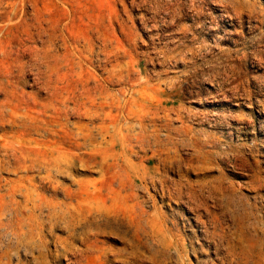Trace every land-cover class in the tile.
<instances>
[{
  "label": "rangeland",
  "instance_id": "374dc122",
  "mask_svg": "<svg viewBox=\"0 0 264 264\" xmlns=\"http://www.w3.org/2000/svg\"><path fill=\"white\" fill-rule=\"evenodd\" d=\"M119 1L120 0H30L28 5L25 6V12H28L31 18L38 17L37 19L40 21L42 20V25L45 28L52 27L51 33L54 32L53 34H55L57 32L55 34L56 40L53 38V43L51 45L45 42L46 35L40 39L36 38L37 40L30 41L26 40L28 36L23 28H17L16 26L7 29L8 31H2L1 26L0 31L3 33H0V76L9 68V70L15 72L16 79L14 78L15 81L12 80L15 85L10 84L9 86H3L0 83V108L3 105H9L15 111L17 110L16 112L22 109L29 117L40 116L44 119H48L50 114L52 115V112L55 111V108H60L64 94L66 96L69 95L70 90L79 83V78L76 75L77 73H81L85 78L96 77L107 79L115 70H121L123 71V75L130 77L137 83L139 82L137 79L140 78L141 84L151 83L150 85L160 88L163 92L170 91L169 93L173 94V99L177 101L174 107L173 104H171L169 109L171 112V120H173L172 127L185 131V136L182 137V139L185 140L180 141L181 145L179 144L177 147V152L172 154V157L175 159L173 162L175 165L168 163L167 167L166 165H164V167L162 166V170L166 171V175L170 180H168V186L173 187L174 183L179 181L186 184L183 182L185 181L191 183V185L193 182V185H195H192V187L199 191L198 193L206 189V191L204 190L202 193L205 195L204 199L207 200L206 204L209 211H211L210 213H213L212 211L214 208L219 210L216 213L214 212L215 215L218 214L220 216L217 215V218H215L214 215L213 220H216L213 221L214 224L212 225L210 221L212 219L205 214V207L192 210L186 203L187 198L179 203L176 201L171 202L168 199L163 200L160 190L155 191L150 185L145 189L142 186L139 192V201H143L144 198V200L147 199L146 203L143 204L147 212L153 213L156 209L157 213L165 212L167 218L166 226L169 229L174 228L170 220L175 216L179 217L180 233L175 229H173V232L180 234L183 242L188 245L186 248V250H188L186 251L188 252L187 254L185 250H181L180 253L183 255L181 254L180 256L174 252L169 254L157 252L156 258H159V261L157 259L153 261H155V264H183V262L186 264H240L243 262L245 256H251V260L252 258L255 260L253 259L250 264H264V0H205V2L204 0H170V2L169 0H161V3L165 1V4L163 3L164 5L167 7L170 6V9L173 8L172 12L173 15H175L172 19L165 13H155V10L148 4L146 5L140 2L138 6H132L130 5L131 0H124L127 1L125 3L124 1ZM124 4L127 8L123 6ZM246 5L247 7H245ZM36 8L40 9L38 13L39 16H34ZM124 10L127 11L125 12ZM125 19L128 25L125 24ZM1 22L2 18H0V23ZM156 23L159 26H157ZM133 24L134 26H132ZM59 31L62 32L60 33L63 39L61 35H57ZM66 38H69L68 43L65 42ZM20 39H22V42L24 41L23 43H25L24 46L27 50L25 52L26 54L20 57L21 60L17 58L16 53H13L22 45L20 44ZM25 40L28 43L34 42L37 47L29 44L32 48V50H29L30 47L29 45L27 46L28 43ZM102 41H104V43ZM128 41L129 44L127 45ZM86 42H88V44ZM44 44H47L46 48ZM37 48L38 50L43 48L42 50L40 49V51H44V53L49 52L50 56L47 55L49 56L50 62L57 66L54 67V69L56 68L55 74H52L51 77L50 74L45 75L44 71L46 70L44 66L38 71L37 67L33 64V60L36 58L34 57V53ZM51 48L55 49H53L54 53ZM109 49L112 51H109ZM80 51L85 55H81ZM3 52L6 53V56ZM26 55L28 57H26ZM41 55L43 56V54ZM84 56L87 57L85 58L86 60ZM105 56L106 58L102 60ZM50 57H52V59H50ZM107 60L110 62H107ZM134 60L136 61L135 63ZM162 60L164 61L162 62ZM21 61L25 63L26 66L24 75H21L19 70H17L19 69ZM105 63L108 65L106 66ZM91 65L93 67L96 65L97 67L95 66L93 68ZM117 65H119L120 68H117ZM14 68H16L15 71ZM105 68L107 70H105ZM41 71H43L42 73L44 74H42ZM92 71L95 74H93ZM39 73L42 76H40ZM153 80L155 81L153 82ZM181 82H183V84ZM93 84L94 83H92V85ZM116 86L117 84L109 86L110 90H114H109L108 92L110 102L112 101V92H114V95L119 89L121 90V88H123L119 85ZM182 90H184V92ZM165 98H167V96ZM18 107L20 108L18 109ZM105 112L109 113V109H106ZM69 120L72 123H78L80 121L88 123V120H80L77 116L73 115ZM96 121L98 123L95 124L102 122L101 119ZM30 124V122H27L26 128H30ZM10 129L8 128L7 130L11 132L12 128ZM17 129L18 128L13 129V131L15 130L17 132ZM1 133L0 129V134ZM34 136L39 138L38 135ZM40 137L41 139L43 138L42 136ZM185 143L187 145H185ZM213 143L216 147H214ZM97 144L101 145V148L105 150L109 148V145L104 141L98 140ZM75 152L77 154H82L83 159L76 161L72 167L64 173H52L50 179L44 170L39 172L38 169L35 168L31 169L32 171L29 170L28 173L24 170L21 171L18 168L23 165V161L19 159H16L17 161L14 163L17 169L11 168L10 170L0 171V216L3 215L0 217V219L3 220V223L0 221V226L2 227H0V242L3 240V242H1L3 244L0 243L2 247V249L0 247V255L6 248V252H3L5 254H2L3 258L0 256L2 259L0 260V264H2V261L5 262L3 264H127L124 258L126 255L128 256V252L132 250L138 251L140 262L138 264H150V262H152L151 256L153 250L158 247L153 244L154 242H152L153 240L151 238L146 237L145 233L144 235L142 233H140L141 235L136 234V230L133 227L135 224L130 223L129 220L125 218L126 213L133 215L132 210L136 208L135 203L137 200H134L128 191L122 188L118 169L114 167L111 168L112 160L109 159V162L104 161L102 158L89 155L88 152L84 150L81 151L80 149H76ZM18 156L17 154L16 158ZM30 156L33 157L32 155ZM141 156L149 155L141 153L139 156H133L131 158L132 163L138 165L141 162ZM14 159L12 160L14 161ZM180 160L182 161L180 162ZM147 164L149 165L151 163ZM27 165L30 166V163L25 166ZM154 166H158L157 161H155ZM29 172L30 175L33 176L31 178L35 180L34 184L38 187V192L41 194L42 198H48L46 201L48 204L50 203L49 207L46 206L48 204L43 198L45 201L43 204L44 206H42L43 212L39 208L35 210L24 194V197H22V194L16 193V196H13L15 199L13 197L11 199L7 197L9 194L7 191L10 187L15 186L21 176L25 177L27 175L29 178ZM19 173H21V175H19ZM42 173H44V175ZM39 175H42V177L39 178ZM37 178H39V180ZM16 179L17 181L15 182ZM216 179H218L217 182L215 181ZM224 184L228 185L227 188ZM198 185H200V187ZM33 188L30 187V190L33 194H36ZM223 189H226L227 192ZM230 190L234 192L232 193ZM5 192L8 194H5ZM51 198L55 200L54 203V200H51ZM7 199H9V201ZM214 204H217L216 207ZM45 206L47 209H44ZM50 206L53 207V210H51L52 207L50 208ZM229 206L231 208H229ZM23 207H28L29 210L26 211L27 208L24 209ZM62 207L63 209H61ZM55 208H59L57 210L58 215L55 213ZM66 209L67 212L65 213L68 219L66 215L64 217L65 213H63ZM21 210L23 212H21ZM70 210L76 212L71 213ZM29 211L34 221L30 218V214H28ZM7 212L9 213L6 214ZM14 212H16L17 217L14 215ZM38 213L40 215H38ZM74 213L76 217L72 215ZM242 213L246 218L245 216L243 217ZM6 215L7 218H5ZM41 215L43 216L41 217ZM48 215L50 216V220L52 219L51 221ZM9 216L11 219H9ZM197 216L200 217V220L202 218L201 222L206 220L210 229H213L216 223L219 233L225 235V238L223 237L224 240L222 239L224 242H222L220 249L216 250L212 240H203L204 236L199 234L203 228H201L202 225H199L198 221H196V219L198 220ZM237 217L239 222H237ZM37 219L38 221H36ZM43 219H45V221ZM145 219L146 216L142 220L143 223ZM24 220H26L27 223ZM221 220L225 221L222 222ZM9 222L10 225H8ZM13 222L15 223L13 224ZM28 222H31V224L29 223L27 226L28 228L30 226L29 229L26 227ZM45 222L49 224V227ZM220 222L223 225H221ZM228 222L231 224L229 225ZM1 223L2 225L7 223V225L2 226ZM16 224L18 225L17 227ZM43 224L46 225V228ZM52 225L53 227H51ZM236 225L238 226L236 227ZM141 226L148 231L149 227L146 223ZM32 227L34 230L36 229L35 232L38 234V238L37 234L31 229ZM68 227H70V229ZM23 228L28 230L22 231L21 233V229L23 230ZM2 229L5 231L3 232ZM41 229L44 231L42 232ZM12 230L14 233L11 232ZM190 230H195V232L198 233L197 236L199 240L204 244L203 252L205 251L204 253L206 256H202L200 250H197V253L192 251L190 246L192 234ZM224 231L226 232L223 233ZM23 232L26 233L24 234ZM18 233H21L23 236L21 237V234L19 235ZM29 233H33L31 236H35L34 239L28 236L30 235ZM236 233L239 234L236 235ZM186 234L189 236H185ZM42 235L45 237H42ZM244 235L245 237L247 236V238H245ZM68 236L71 237L69 238ZM26 237L28 238V242ZM227 237L229 240L232 239L229 241ZM17 238H20L24 245H21L20 239L16 240ZM35 238H37V244ZM72 238L75 239L72 240ZM249 238H252V242ZM255 238L256 240H254ZM5 239H7V241ZM30 239L32 241H30ZM10 243L12 244L10 245ZM63 244H66L67 247L63 246ZM18 245L21 247L19 248ZM237 248H240L239 251H242L241 254ZM7 251L9 252L8 254ZM228 252L230 254H228ZM6 255L9 256L5 257ZM232 256L233 259H231ZM258 256H260L261 259ZM7 258H9L8 261L10 263L7 261ZM170 258L171 260L173 259V262Z\"/></svg>",
  "mask_w": 264,
  "mask_h": 264
},
{
  "label": "bare ground",
  "instance_id": "6f19581e",
  "mask_svg": "<svg viewBox=\"0 0 264 264\" xmlns=\"http://www.w3.org/2000/svg\"><path fill=\"white\" fill-rule=\"evenodd\" d=\"M66 1V0H65ZM73 1V0H72ZM124 1V0H120L119 2ZM173 1V0H172ZM219 1V0H218ZM232 1V0H231ZM28 2H30V0H0V18H2V22L0 23V29L2 26V31H5L7 29L10 28H14L17 26L20 27L21 29L23 28V30H25V32L27 33L28 39L26 40H35L36 38L40 39L42 37H44L46 35V40L45 42L47 44H52L53 43V38H55V34L51 33V28H45L42 24V20L40 21L39 19H37L36 17L31 18L30 14L28 12H25V6L28 5ZM127 1H124V3ZM143 3V4H148L150 5L154 10L155 13H165L167 15H169L171 17V19L173 18V12L172 9H170V6L167 7L166 5H164L165 1L163 3H161V0H131V4L132 6L137 5L138 3ZM167 2V1H166ZM170 2V0H169ZM179 2V1H178ZM205 2V0H204ZM229 2V1H228ZM227 2V3H228ZM242 2V1H241ZM226 3V4H227ZM232 3V2H231ZM234 3V2H233ZM171 4V3H170ZM176 4V3H175ZM194 4V3H193ZM204 4V3H203ZM237 4V3H236ZM244 4V3H243ZM120 5V4H119ZM140 5V4H139ZM231 5V4H229ZM234 5V4H233ZM254 5V4H253ZM123 6H126L125 4ZM145 6V5H143ZM149 6V7H150ZM193 6V5H192ZM232 6V5H231ZM242 6V5H241ZM251 6V5H250ZM69 7V6H68ZM71 7V6H70ZM147 7V6H146ZM178 7V5H177ZM199 7V6H198ZM202 7V5H201ZM200 7V8H201ZM230 7V6H229ZM234 7V6H233ZM247 7V5L245 6ZM122 8V7H121ZM127 8V6H126ZM129 8V7H128ZM136 8V7H135ZM203 8V7H202ZM237 8V7H236ZM253 8V7H252ZM70 9V8H69ZM110 9V8H109ZM124 9V8H123ZM238 9V8H237ZM66 10V9H65ZM129 10V9H128ZM141 10V9H140ZM153 10V11H154ZM227 10V9H226ZM74 11V10H73ZM120 11V10H119ZM125 11V10H124ZM127 11V10H126ZM125 11V12H126ZM132 11V10H131ZM231 11V10H230ZM243 11V10H242ZM253 11V10H252ZM40 12V9L36 8L35 9V14L34 16H37L38 13ZM72 12V11H71ZM118 12V10H117ZM122 12V10H121ZM120 12V13H121ZM130 12V11H129ZM128 12V13H129ZM195 12V11H194ZM251 12V11H250ZM114 13V11H113ZM119 13V12H118ZM118 13H117V17H118ZM153 13V14H155ZM178 13V12H177ZM223 13V12H222ZM230 13V12H228ZM240 13V12H239ZM253 13V12H252ZM112 14V13H111ZM122 14V13H121ZM120 14V15H121ZM133 14V13H132ZM198 14V13H197ZM232 14V13H231ZM166 15V16H167ZM178 15V14H177ZM187 15V14H186ZM236 15V14H235ZM251 15V14H250ZM39 16V15H38ZM124 16V15H123ZM132 16V15H131ZM134 17V16H133ZM176 17V16H175ZM181 17V14H180ZM230 17V16H229ZM40 18V17H39ZM120 18V17H119ZM123 18V17H122ZM152 18V17H151ZM179 18V17H178ZM117 19V18H116ZM128 19V18H127ZM130 19V18H129ZM143 19V18H142ZM145 19V18H144ZM168 19V16H167ZM170 19V18H169ZM115 20V19H114ZM121 20V19H120ZM134 20V19H133ZM132 20V21H133ZM156 20V19H155ZM179 20V19H178ZM126 21V19H125ZM119 22V21H118ZM122 22V21H121ZM156 22V21H155ZM120 23V22H119ZM118 23V24H119ZM144 23V22H143ZM128 25V22L126 21V23ZM135 24V23H134ZM134 24L132 26H134ZM145 24V23H144ZM45 25V24H44ZM116 25V24H115ZM152 25V23H151ZM157 25V23H156ZM121 27H123L122 25H119ZM126 26V25H125ZM159 26V25H157ZM120 27V28H121ZM146 27V26H145ZM127 28V27H126ZM131 28V27H130ZM125 29V28H124ZM54 30V29H53ZM121 30V29H120ZM8 31V30H7ZM61 31H59L60 33ZM123 32V31H122ZM0 33H3L0 31ZM6 33V32H5ZM25 33V34H26ZM57 34L58 36L61 35ZM121 33V32H120ZM126 33V32H125ZM124 34V32H123ZM128 35V34H127ZM130 35V32H129ZM62 36V35H61ZM69 36V35H68ZM57 37V36H56ZM125 37V36H123ZM127 37V36H126ZM27 38V37H26ZM59 38V37H58ZM23 39V37H22ZM22 39H20V44H22L21 46H19L17 48L16 51H14L13 53H16L17 58H20L23 54H26L25 52L27 51L25 48V43L22 42ZM44 39V38H43ZM60 39V38H59ZM63 39V36H62ZM69 38L65 39V42L68 43ZM133 39V37H132ZM154 39V38H153ZM25 40V41H26ZM37 40V39H36ZM56 40V38H55ZM58 40V39H57ZM73 40V39H72ZM129 40V38H128ZM155 40V39H154ZM6 41V40H5ZM100 41V40H99ZM1 42V39H0ZM27 42V41H26ZM41 42V41H40ZM44 42V43H45ZM62 42V41H61ZM75 42V41H72ZM104 43V41H102ZM28 43V42H27ZM34 43V42H33ZM28 43L27 46L29 44H32V46H35L36 44L34 43ZM56 43V42H55ZM59 43V42H57ZM65 43V44H66ZM88 44V42H86ZM90 43V42H89ZM92 43V42H91ZM95 43V42H94ZM102 43V44H103ZM111 43V42H110ZM1 44V43H0ZM19 44V45H20ZM42 44V43H41ZM47 44L44 46L46 48ZM62 44V43H61ZM93 44V43H92ZM96 44V43H95ZM101 44V43H100ZM129 44V41L127 43V45ZM43 45V44H42ZM56 45V44H55ZM63 45V44H62ZM106 45V42H105ZM109 45V44H108ZM126 45V46H127ZM31 45H29L30 47ZM58 46V45H57ZM101 46V45H99ZM104 46V45H103ZM137 46V45H136ZM37 47V46H35ZM67 47V45H66ZM77 47V46H76ZM97 47V46H96ZM16 48V47H15ZM31 48V47H30ZM29 50H32V48ZM44 48V49H45ZM50 48V47H48ZM47 48V49H48ZM56 48V47H55ZM85 48V47H84ZM99 48V47H98ZM41 49V48H40ZM40 49L35 51V60L34 61V65L35 67H37V70L39 71V69H42V66L45 67V75L50 74V77L52 74H55V69L54 67H57L55 65H53L50 60H49V52L48 53H44V51H40ZM43 49V48H42ZM41 49V50H42ZM54 49V48H53ZM51 48V50H53ZM68 49V48H67ZM103 49V48H102ZM105 49V48H104ZM107 49V48H106ZM153 49V48H152ZM13 50V49H12ZM55 50V49H54ZM53 50V53H54ZM83 50V49H82ZM108 50V49H107ZM106 50V51H107ZM111 49H109L110 51ZM133 50V49H132ZM135 50V49H134ZM34 51V50H33ZM48 51V50H47ZM57 51V50H56ZM70 51V49H69ZM95 51V50H94ZM112 51V50H111ZM152 51V50H151ZM166 51V50H165ZM32 52V51H31ZM46 52V49H45ZM51 52V51H50ZM68 52V51H67ZM84 52V51H83ZM99 52V51H98ZM103 52V51H102ZM117 52V51H116ZM173 52V51H172ZM184 52V51H183ZM4 53V52H3ZM52 53V52H51ZM81 55L84 54L80 51ZM89 53V52H88ZM100 53V52H99ZM114 53V52H113ZM152 53V52H151ZM161 53V52H160ZM163 53V51H162ZM169 53V52H168ZM6 56V53H4ZM3 54V55H4ZM10 54V53H9ZM43 54V56L41 55ZM49 56H48V55ZM91 54V52H90ZM94 54V53H93ZM92 54V55H93ZM98 54V53H97ZM166 54V53H164ZM15 55V54H14ZM29 55V54H28ZM85 55V54H84ZM88 55V54H87ZM106 55V54H105ZM110 55V54H109ZM57 56V55H55ZM75 56V55H74ZM79 56V55H78ZM77 56V57H78ZM107 56V55H106ZM103 57L102 60H104ZM113 56V55H112ZM155 56V55H154ZM159 56V55H158ZM178 56V55H176ZM26 57H28L26 55ZM58 57V56H57ZM56 57V58H57ZM83 57V56H82ZM99 57V56H96ZM115 57V56H114ZM147 57V56H146ZM25 58V56H24ZM23 58V60H24ZM30 58V56H29ZM32 58V57H31ZM87 58L86 56H84V59ZM93 58V57H92ZM101 58V57H100ZM118 58V56H117ZM116 58V59H117ZM122 58V57H121ZM150 58V57H149ZM34 59V58H33ZM50 59H52V57H50ZM90 59V58H88ZM21 60V58H20ZM22 60V61H23ZM32 60V59H31ZM30 60V61H31ZM86 60V59H85ZM101 60V61H102ZM110 60V59H109ZM114 60V59H113ZM111 60V61H113ZM160 60V59H159ZM165 60V59H164ZM162 60V62L164 61ZM20 62V66H19V72L21 75H24V70H25V63ZM80 61V59H79ZM88 61V60H87ZM95 61V60H94ZM106 61V60H105ZM116 61V60H115ZM150 61V60H149ZM167 61V60H166ZM29 62V61H28ZM32 62V61H31ZM100 62V61H99ZM107 62H110L107 60ZM114 62V61H113ZM136 61L134 60V63ZM158 62V61H157ZM30 63V62H29ZM102 63V62H101ZM116 63V62H115ZM155 63V61H154ZM83 64V63H82ZM85 64V62H84ZM168 64V63H167ZM31 65V64H30ZM106 65V63H105ZM108 65V64H107ZM106 65V66H107ZM33 66V65H32ZM96 66V65H95ZM94 66V67H95ZM101 66V65H100ZM105 66V67H106ZM91 67H93L91 65ZM93 67V68H94ZM97 67V66H96ZM60 68V67H59ZM58 68V69H59ZM77 68V67H76ZM85 68V65H84ZM92 68V69H93ZM104 68V66H103ZM117 68H120L119 65H117ZM16 68H14L15 71ZM34 69V68H32ZM44 69V68H43ZM54 69V70H53ZM80 69V68H79ZM91 69V68H89ZM88 69V70H89ZM111 69V68H110ZM113 69V68H112ZM123 69V68H122ZM136 69V68H135ZM98 70V69H97ZM105 70H107L105 68ZM41 71V73L43 72ZM128 71V70H127ZM137 72V71H136ZM139 72V71H138ZM93 73V71H92ZM147 73V72H146ZM38 74V73H37ZM44 74V73H42ZM95 74V73H93ZM133 74V73H132ZM136 74V73H135ZM134 74V75H135ZM2 76H0V83L4 86V85H13L14 82L12 80H14L15 76V72L9 70V68H7V70L4 71L3 74H1ZM20 75V76H21ZM40 75V73H39ZM77 77L79 78V83H77L71 90L69 95H65L62 97V101H61V106L60 108H55V111L52 112V115L50 114L48 119H44L43 117L37 116V117H29L28 114H26L25 112H23L22 109H20L18 112H16L11 106L9 105H3L0 108V129H1V134H0V171L2 170H10L11 168H16L14 166V163L17 161L16 159H19L22 162L23 165H21L18 169H20L21 171L24 170L25 172L28 173L29 170L31 169H38L39 172L41 171H46V175L48 176V178L50 179V177L52 176V173L57 172V173H64L66 171H68L72 165L79 160L83 159L82 154H77L75 152V150L80 149L81 151L84 150L86 152H88L89 155L95 156V157H99L102 158L104 161L109 162V159L112 160V166L111 168H117L118 172L120 173V184L122 186L123 189H126L128 191V193L130 194V196L134 199L137 200L135 203V207L132 211H133V215H129L128 213L125 214V218H127L129 220L130 223L135 224L133 225V227L135 228V232L136 234H140L142 233L144 235V233L146 234L147 238H151L154 242L153 244L158 247L157 249L153 250L152 256H151V261L150 264H155V259L156 258V254L157 252L159 253H164V254H169V253H177L179 256L182 254L180 253L181 250H186L187 246L183 240L180 234H176L173 232V229L177 230L180 233V228H179V217L175 216L172 218L171 224L173 225V229H169L166 226V214L165 212H159L157 213V209L155 210V212L153 213H148L147 210L144 208L143 204L146 203L147 199L143 201H139L140 196H139V192L140 189L142 188V186L145 188H147L148 185H150V187L157 191L160 190L161 191V195H162V199L163 200H170L172 201H176V202H180L183 201L187 198L186 203L188 204L189 208L192 210H197V209H201L202 207H205V214L206 216L210 217L212 220L211 224L213 225V221H215L216 219L213 220L214 215L217 211L213 208V213L211 214L209 211V208L207 207V200L204 199L205 195L204 193H202L204 190L206 191V189L201 190V193H198L199 191L195 190V188L192 187L191 183L189 182H185L186 184H183L181 181L179 182H175L173 187L168 186V176L166 175V171L162 170V168L164 167V165H166V167L168 166L167 164H174L173 162L175 161V159L172 157L173 153L177 152V147L180 144V141H183L185 139H182L183 136H185V131L179 129V128H173L172 127V121L171 120V112H170V105L173 104L174 105L177 103V101H175L173 99V94L169 93V92H163L160 90V88H156L155 86L150 85L151 83H145V84H141L140 83V78L137 79V81L139 80V82L137 83L136 81L132 80L130 77L123 75V71L121 70H115L114 73H112L109 78L107 79H100V78H96V77H87L85 78L81 73H77L76 74ZM107 75V74H106ZM140 75V74H139ZM227 75V74H226ZM19 76V75H18ZM42 76V75H40ZM143 76V75H142ZM237 76V75H236ZM23 77V76H22ZM102 77V76H101ZM159 78V77H158ZM16 79V78H15ZM61 79V78H60ZM134 79V78H133ZM145 80V79H144ZM147 80V78H146ZM160 80V78H159ZM178 80V79H177ZM15 81V80H14ZM62 81V80H61ZM155 80H153L154 82ZM172 81V80H171ZM176 81V80H175ZM149 82V81H148ZM151 82V81H150ZM169 82V81H168ZM184 82V80H183ZM183 82H181L183 84ZM198 82V81H197ZM60 83V82H59ZM92 83H94L92 85ZM143 83V82H142ZM180 83V84H181ZM229 83V82H228ZM235 83V82H234ZM63 84V82H62ZM113 84H117V86H121L123 88H121V90L119 89L117 93H115L113 95L114 92H112V101L110 102L109 100V96H108V92H109V86H112ZM166 84V83H164ZM176 84V82H175ZM185 84V83H184ZM15 85V84H14ZM64 85V84H63ZM59 86V85H58ZM116 86V87H117ZM165 86V85H164ZM175 86V85H174ZM179 86V85H178ZM214 86V85H213ZM7 87V86H6ZM65 87V86H63ZM62 87V88H63ZM115 87V86H114ZM125 87V89H124ZM140 87V88H139ZM173 87V86H172ZM184 87V85H183ZM188 87V85H187ZM111 88V87H110ZM119 88V87H118ZM175 88V87H174ZM58 89V88H57ZM166 89V88H165ZM172 89V88H171ZM177 89V88H176ZM63 90V89H62ZM179 90V89H178ZM187 90V89H186ZM191 90V89H190ZM65 91V90H64ZM110 91H114V90H110ZM181 91V90H180ZM184 92V90H182ZM182 92V93H183ZM192 92V91H191ZM175 93V92H174ZM61 95V94H60ZM128 96V98H127ZM167 96V98L165 97ZM185 96V94H184ZM183 99V98H182ZM182 104V103H181ZM59 106V105H58ZM57 107V106H56ZM20 107H18L19 109ZM106 109H109V113H106ZM176 109V108H174ZM189 109V108H188ZM178 110V109H177ZM184 110V109H182ZM186 111V110H185ZM173 112V111H172ZM175 112V111H174ZM183 112V111H182ZM185 113V112H184ZM195 114V113H194ZM77 116L80 120H88V123H83V122H78V123H72L70 122V117L71 116ZM177 115V114H176ZM179 115V114H178ZM176 117V116H175ZM173 118V117H172ZM101 119V123L99 124H95L98 123L96 120ZM96 121V122H95ZM223 121V120H222ZM27 122H30L31 127L26 128V124ZM191 124V123H190ZM29 125V124H28ZM188 125V124H187ZM250 125V124H249ZM187 127V126H186ZM12 128V131H8L7 129ZM18 128L17 132L13 129ZM193 129V128H192ZM11 130V129H10ZM191 130V128H190ZM195 130V129H194ZM193 130V131H194ZM187 131V130H186ZM192 131V130H191ZM34 132V133H33ZM188 132V131H187ZM186 132V133H187ZM193 133V132H192ZM199 133V132H198ZM34 135H38V137H35ZM190 135V134H189ZM198 135V134H197ZM42 136L43 138L41 139ZM100 138V139H99ZM181 138V139H180ZM211 138V137H210ZM191 139V138H190ZM207 139V138H206ZM209 139V138H208ZM98 140L104 141L105 143H107L109 145L108 149H103L101 148V145H98ZM213 141V140H212ZM100 142V141H99ZM182 143V142H181ZM219 143V142H218ZM181 145V144H180ZM185 145H187L185 143ZM210 145V144H209ZM214 145V143H213ZM217 145V144H216ZM212 147V146H211ZM214 147H216L214 145ZM218 147V146H217ZM240 147V146H239ZM202 148V147H201ZM200 148V149H201ZM233 148V147H232ZM197 149V148H196ZM221 150V149H220ZM199 151V150H198ZM141 153L144 154H148L149 156H141V162L136 165L132 163L131 158L133 156H139ZM203 153V152H202ZM222 153V152H221ZM19 155L16 158V155ZM228 154V153H227ZM226 154V155H227ZM30 155H32L33 157H31ZM220 155V154H219ZM240 155V154H239ZM212 156V155H211ZM221 156V155H220ZM228 156V155H227ZM203 157V156H202ZM15 158V159H14ZM14 159V161L12 160ZM195 159V158H194ZM225 159V158H224ZM155 161L158 162V166H154ZM177 161V160H176ZM182 160H180L181 162ZM186 161V160H185ZM192 161V159H191ZM151 163V164H147V163ZM193 162V161H192ZM200 162V161H197ZM18 163V164H19ZM30 163V166H25L26 164ZM185 163V162H184ZM187 163V162H186ZM189 163V162H188ZM205 163V162H204ZM17 164V165H18ZM207 164V162H206ZM209 164V163H208ZM175 165V164H174ZM173 165V166H174ZM188 165V164H187ZM213 165V164H211ZM163 166V167H162ZM217 166V165H216ZM188 167V166H187ZM17 169V168H16ZM191 169V168H190ZM111 170V169H110ZM205 170V169H204ZM15 171V170H14ZM32 171V170H31ZM36 171V170H35ZM210 171V170H209ZM18 172V171H17ZM16 172V173H17ZM168 172V171H167ZM190 172V171H189ZM15 173V172H14ZM56 173V174H57ZM201 173V172H200ZM38 174V172H37ZM41 174V173H40ZM44 175V173H42ZM185 174V173H184ZM189 174V173H188ZM19 175H21V173H19ZM18 175V176H19ZM29 178L27 177V175L25 177H20V179L17 181V179L15 180V182L17 181V184L15 186L10 187V189L5 192V194H8L7 197H10V199L13 196H16V193H20V195L23 194L27 197V200L33 205L34 209L37 210L38 208L42 210V206H44V202L48 199H46L45 197L44 200L41 196V194L38 192V187L34 184V179H32L29 172ZM45 175V176H46ZM69 175V174H68ZM170 175V174H169ZM17 176V177H18ZM187 176V175H185ZM36 177V175H35ZM38 177V176H37ZM42 177V175H39V178ZM19 178V177H18ZM39 178H37L39 180ZM218 178V177H217ZM223 178V177H222ZM48 179V180H49ZM41 180V179H40ZM45 180V178H44ZM47 180V179H46ZM177 180V179H176ZM206 180V179H205ZM218 179H216L215 181L217 182ZM6 181V180H5ZM13 181V180H12ZM170 181V180H169ZM172 181V180H171ZM192 181V180H191ZM202 181V180H201ZM208 181V180H206ZM212 181V180H211ZM225 181V179H224ZM4 182V181H3ZM8 182V180H7ZM5 182V183H7ZM47 182V181H44ZM199 182V181H198ZM215 182V183H216ZM223 182V181H221ZM4 183V184H5ZM9 183V182H8ZM196 183V182H195ZM214 183V184H215ZM225 183V182H224ZM15 184V183H14ZM29 184V185H28ZM170 184V183H169ZM217 184V183H216ZM9 185V184H8ZM13 185V183H12ZM41 185V183H40ZM171 185V184H170ZM195 185V184H194ZM193 185V186H194ZM226 185V184H224ZM6 186V185H5ZM4 186V188H5ZM200 187V185H198ZM197 186V188H198ZM228 185H226L227 188ZM30 187H35L33 188V190L35 191L36 194H33V192H31ZM42 187V186H41ZM196 187V186H195ZM223 187V186H222ZM225 187V186H224ZM3 188V190H4ZM7 188V186H6ZM203 189V188H202ZM224 190V189H223ZM229 190V189H228ZM5 191V190H4ZM40 191V190H39ZM73 191V190H72ZM215 191V190H214ZM222 191V190H221ZM226 191V189L224 190ZM232 193L234 191L230 190ZM1 192V191H0ZM3 192V191H2ZM218 192V191H217ZM220 192V191H219ZM227 192V191H226ZM4 193V192H3ZM142 193V192H141ZM140 193V194H141ZM157 193V192H156ZM214 193V192H213ZM231 193V194H232ZM1 194V193H0ZM126 195V194H125ZM160 195V193H159ZM208 195V194H207ZM214 195V194H213ZM233 195V194H232ZM231 195V196H232ZM4 196V194H3ZM70 196V194H69ZM153 197V195H152ZM216 197V196H215ZM2 198V197H1ZM14 198V197H13ZM70 198V197H69ZM147 198V197H146ZM231 198V197H229ZM233 198V196H232ZM231 198V199H232ZM5 199V198H2ZM15 199V198H14ZM25 199V198H23ZM53 198H51L52 200ZM209 199V197H208ZM9 201V199H7ZM54 200V199H53ZM228 200V199H227ZM233 200V199H232ZM7 201V202H8ZM11 201V200H10ZM23 201V200H22ZM149 201V200H148ZM206 201V202H205ZM223 201V200H222ZM12 202V201H11ZM47 202V201H46ZM55 202V200L53 201V203ZM59 202V201H58ZM62 202V201H61ZM60 202V203H61ZM1 203V202H0ZM13 203V202H12ZM11 203V204H12ZM24 203V202H23ZM223 203V202H222ZM234 203V201H233ZM4 204V203H3ZM7 204V203H6ZM9 204V203H8ZM10 204V205H11ZM18 204V202H17ZM48 204V202H47ZM50 204V203H49ZM49 204L46 205L49 207ZM71 204V203H70ZM185 204V203H182ZM210 204V203H209ZM208 204V206H209ZM236 204V203H235ZM1 205V204H0ZM8 205V206H10ZM59 205V204H58ZM57 205V206H58ZM66 205V204H65ZM217 205V204H216ZM216 205L214 204V206L216 207ZM223 205V204H222ZM229 205V204H228ZM27 206V205H26ZM45 206L44 209H47ZM53 206V204H52ZM50 206V208L52 207ZM64 206V205H62ZM70 206V205H69ZM185 206V205H184ZM235 206V205H234ZM259 206V205H258ZM1 207V206H0ZM7 207V206H6ZM12 207V206H11ZM19 207V205H18ZM56 207V206H55ZM74 207V206H73ZM233 207V205H232ZM8 208V207H7ZM13 208V207H12ZM11 208V209H12ZM16 208V207H15ZM22 208V207H20ZM24 209L27 208L26 211H28V207H23ZM60 208V207H59ZM58 208V209H59ZM76 208V207H75ZM139 211H138V209ZM183 208V207H182ZM229 208H231L229 206ZM228 208V209H229ZM234 208V207H233ZM237 208V207H236ZM14 209V208H13ZM33 209V210H34ZM49 209V208H48ZM56 209V208H55ZM55 211V213L57 214V210ZM63 209V207L61 208ZM2 210V209H1ZM5 210V209H4ZM8 210V209H7ZM6 210V211H7ZM15 210V209H14ZM53 210V207L52 209ZM215 210V211H214ZM231 210V209H230ZM13 211V210H12ZM11 211V212H12ZM20 211V210H19ZM25 211V210H24ZM44 210H42L43 212ZM48 211V210H47ZM63 211V210H62ZM61 211V212H62ZM71 213L72 212H76V211H72L70 210ZM181 211V209H180ZM5 212V211H3ZM17 212V211H16ZM16 212H14L16 215ZM21 212H23L21 210ZM35 212V211H34ZM38 212V211H37ZM41 212V211H40ZM39 212V213H40ZM67 212L64 211L63 213ZM177 212V211H176ZM183 212V211H182ZM200 212V211H198ZM215 212V213H214ZM232 212V211H231ZM234 212V211H233ZM238 212V211H237ZM2 213V212H1ZM9 212H7L6 214H8ZM25 213V212H24ZM28 213V212H27ZM38 213V215H40ZM170 213V212H169ZM185 213V212H184ZM219 213V212H218ZM235 213V212H234ZM240 213V212H239ZM238 213V215H239ZM4 214V213H3ZM30 214V211L29 213ZM25 214V215H28ZM46 214V213H45ZM44 214V215H45ZM49 214V213H48ZM69 214V213H68ZM96 214V213H95ZM173 214V213H172ZM180 214V212H179ZM177 214V215H179ZM200 214V213H199ZM204 214V213H203ZM221 214V213H219ZM249 214V213H248ZM5 215V214H4ZM36 215V216H38ZM51 215V214H50ZM58 215V214H57ZM61 215V213H60ZM59 215V216H60ZM66 213L64 214L65 217ZM75 216V213L72 214ZM198 215V214H197ZM218 214L215 215V218H217ZM224 215V214H223ZM243 215V213H242ZM255 215V214H254ZM259 215V214H258ZM3 216V215H2ZM0 216V217H2ZM11 216V214H10ZM9 216V219H11V217ZM24 216V215H23ZM33 216V215H32ZM35 216V215H34ZM43 215H41L42 217ZM53 216V214H52ZM63 216V215H62ZM98 216V215H97ZM145 222L147 224V226L149 227L148 231L146 230V228H144L143 226H141L143 223V218H145ZM181 216V215H180ZM220 216V215H218ZM235 216V215H234ZM241 216V215H240ZM245 215H243L244 217ZM256 216V215H255ZM15 217V216H14ZM17 217V215H16ZM19 217V215H18ZM21 217V216H20ZM25 217V216H24ZM27 217V216H26ZM40 217V216H39ZM38 217V219H39ZM47 217V216H45ZM50 216L48 215V218ZM61 217V216H60ZM108 217V216H107ZM182 217V216H181ZM198 217V216H197ZM204 217V216H203ZM224 217V216H222ZM226 217V216H225ZM236 217V216H235ZM258 217V216H257ZM5 218H7V215L5 216ZM23 218V217H22ZM28 218V217H27ZM30 218L31 214H30ZM37 218V217H36ZM47 218V219H48ZM53 218V217H52ZM67 218V215H66ZM99 218V217H98ZM115 218V217H113ZM170 218V217H169ZM168 218V219H169ZM184 218V217H183ZM186 218V217H185ZM193 218V217H192ZM219 218V217H218ZM221 218V217H220ZM240 218V217H239ZM242 218V216H241ZM240 218V219H241ZM246 218V216H245ZM252 218V217H251ZM8 219V220H9ZM14 219V218H13ZM17 219V218H16ZM21 219V218H20ZM25 219V218H23ZM22 219V220H23ZM38 219L36 221H38ZM68 219V218H67ZM72 219V218H70ZM204 219V218H203ZM223 219V218H222ZM238 219V217H237ZM244 219V218H243ZM19 220V218H18ZM41 220V219H40ZM45 221V219H43ZM50 220V218H49ZM52 220V219H51ZM50 220V221H51ZM55 220V219H54ZM58 220V219H57ZM65 220V219H64ZM83 220V219H82ZM90 220V219H89ZM94 220V219H93ZM186 220V219H185ZM188 220V219H187ZM202 220V218H201ZM200 217H198V220L196 219V221H198V224L202 225L201 228H203L199 234L204 236L203 240H212L213 244L216 248V250L220 249L221 245H222V239L225 235L219 233V230L215 225L213 226V229L211 230L210 227H208V223H206V220L204 222H201ZM218 220V219H217ZM0 221L2 222L3 220L0 219ZM7 221V219H6ZM5 221V222H6ZM15 221V220H14ZM26 221V220H24ZM29 221V220H28ZM32 221L33 218H32ZM69 221V220H68ZM191 221V220H190ZM222 221V220H221ZM225 221V220H223ZM222 221V222H223ZM252 221V220H251ZM261 221V220H259ZM8 222V221H7ZM21 222V221H19ZM40 222V221H39ZM42 222V221H41ZM59 222V221H58ZM57 222V223H58ZM62 222V221H61ZM83 222V221H82ZM123 222V221H122ZM209 222V221H207ZM227 222V219H226ZM237 222H239V219L237 220ZM262 222V221H261ZM3 223V222H2ZM1 223V225H2ZM15 222H13L14 224ZM27 223V221H26ZM29 223L31 224V222H28V224L26 225V227L29 225ZM33 223V222H32ZM43 223V222H42ZM46 223V222H45ZM56 223V222H55ZM66 223V222H65ZM69 223V222H68ZM78 223V222H77ZM76 223V224H77ZM128 223V222H127ZM142 223V224H141ZM184 223V222H183ZM221 223V222H220ZM229 223V222H228ZM245 223V221H244ZM12 224V223H11ZM20 224V223H18ZM25 224V222H24ZM37 224V223H36ZM40 224V223H39ZM38 224V227H39ZM48 224V223H46ZM51 224V223H50ZM75 224V223H74ZM129 224V223H128ZM188 224V223H187ZM210 224V223H209ZM231 223H229L230 225ZM236 224V223H235ZM241 224V222H240ZM251 224V223H250ZM7 225V223L3 224L2 226ZM10 225V222L9 224ZM23 225V224H22ZM21 225V226H22ZM34 225V224H33ZM45 225V224H43ZM66 225V224H65ZM186 225V224H184ZM221 225H223L221 223ZM225 225V224H224ZM254 225V223H253ZM18 225L16 224V227ZM25 226V225H24ZM36 226V225H35ZM34 226V227H35ZM146 226V225H145ZM171 226V225H170ZM238 225H236L237 227ZM1 227V226H0ZM12 227V226H11ZM10 227V228H11ZM49 227V224H48ZM53 227V225L51 226ZM67 227V226H66ZM102 227V226H101ZM172 227V226H171ZM221 226L219 225V228ZM231 227V226H230ZM256 227V226H255ZM2 228V227H1ZM9 228V227H8ZM22 228V227H19ZM28 228V227H27ZM30 228V226H29ZM28 228V229H29ZM36 228V227H35ZM46 228V225H45ZM44 228V229H45ZM70 229V227H68ZM187 228V227H186ZM223 228V227H222ZM226 228V227H225ZM246 228V227H245ZM5 229V228H4ZM18 229V228H17ZM26 228H23V230L21 229V233L22 231L28 230ZM33 229V227L31 228ZM37 229V228H36ZM36 229H33V232L36 231ZM40 229V228H39ZM131 229V228H130ZM221 229V228H220ZM235 229V228H234ZM237 229V228H236ZM248 229V228H247ZM258 229V228H257ZM6 230V229H5ZM5 230L2 229V231L4 232ZM19 230V229H18ZM16 230V231H18ZM50 230V229H49ZM59 230V229H58ZM186 230V229H184ZM225 230V229H224ZM240 230V229H238ZM246 230V229H244ZM252 230V227H251ZM9 231V230H8ZM31 231V230H30ZM29 231V232H30ZM42 231V229H41ZM44 231V230H43ZM42 231V232H43ZM197 231V230H196ZM227 231V230H226ZM226 231H224L223 233H225ZM232 231V230H231ZM253 231V230H252ZM256 231V230H254ZM10 232V231H9ZM13 232V230L11 231ZM128 232V231H127ZM184 232V231H183ZM191 234H192V240L190 241V246L191 249L194 253H197V250H200V254L205 255V251L204 250V244H202V242L199 240L198 236H197V232H195V230H190ZM222 232V231H221ZM243 232V231H242ZM249 232V231H248ZM257 232V231H256ZM14 233V232H13ZM20 233V234H21ZM24 234L26 232H23ZM28 233V232H27ZM36 233V232H35ZM69 233V231H68ZM74 233V232H73ZM245 233V232H244ZM2 234V232H1ZM17 234V233H16ZM19 234V233H18ZM19 234V235H20ZM31 236L33 235V233H29ZM37 234V233H36ZM70 234V233H69ZM190 234V233H189ZM239 233H236V235ZM242 234V233H240ZM247 234V233H246ZM249 234V233H248ZM251 234V232H250ZM249 234V235H250ZM6 235V234H4ZM2 235V236H4ZM9 235V233H8ZM7 235V236H8ZM12 235V234H11ZM18 235V236H19ZM27 235V234H26ZM141 235V234H140ZM233 235V234H232ZM231 235V236H232ZM243 235V234H242ZM1 236V237H2ZM23 235L21 234V237ZM40 236V235H39ZM44 235H42L43 237ZM81 236V235H79ZM185 236H189V235H185ZM256 236V235H255ZM254 236V237H255ZM260 236V235H259ZM258 236V237H259ZM5 237V236H4ZM9 237V236H8ZM20 237V236H19ZM20 237V238H21ZM33 237V236H31ZM29 237V238H31ZM35 237V236H34ZM34 237L32 239H34ZM45 237V236H44ZM69 237V236H68ZM71 237V236H70ZM69 237V238H70ZM73 237V236H72ZM75 237V236H74ZM137 237V236H136ZM238 237V236H237ZM242 237V236H241ZM245 237V235H244ZM251 237V236H250ZM253 237V238H254ZM257 237V239H258ZM262 237V236H261ZM11 238V237H10ZM8 238V239H10ZM13 238V237H12ZM19 238V239H20ZM27 238V237H26ZM37 238H38V234H37ZM35 238V242L36 239ZM186 238V237H184ZM225 238V237H224ZM228 238V237H227ZM230 238V236H229ZM228 238V240H229ZM243 238V237H242ZM247 238V236L245 237ZM14 239V238H13ZM18 238L16 240H19ZM22 239V238H21ZM20 239V241H21ZM25 239V237H24ZM23 239V240H24ZM75 238H72V240ZM84 239V238H83ZM232 239V238H231ZM230 239V240H231ZM250 239V238H249ZM248 239V240H249ZM252 239V238H251ZM250 239V240H251ZM7 241V239H5ZM4 240V242H5ZM69 240V239H67ZM71 240V241H72ZM188 240V239H187ZM200 242H199V241ZM224 240V239H223ZM229 240V241H230ZM256 240V238L254 239ZM14 241V240H13ZM12 241V242H13ZM19 241V242H20ZM30 241H32L30 239ZM44 241V240H43ZM70 241V240H69ZM83 241V240H82ZM145 241V240H144ZM147 241V240H146ZM238 241V238H237ZM236 241V242H237ZM243 241V240H242ZM262 241V240H261ZM3 242V240L1 241ZM0 242V243H1ZM10 242V241H9ZM17 242V241H16ZM24 242V241H23ZM26 242V241H25ZM27 242H28V238H27ZM26 242V243H27ZM40 242V240H39ZM67 242V241H65ZM64 242V243H65ZM211 242V241H210ZM227 242V241H226ZM244 242V241H243ZM252 242V240H251ZM33 243V242H32ZM44 243V242H43ZM89 243V242H88ZM127 243V242H125ZM136 243V242H135ZM138 243L140 244V242L138 241ZM137 243V244H138ZM146 243V242H145ZM148 243V242H147ZM228 243V242H227ZM226 243V244H227ZM233 243V242H232ZM238 243V242H237ZM246 243V242H245ZM262 243V242H261ZM3 244V243H1ZM0 244V245H1ZM6 244V243H5ZM4 244V245H5ZM9 244V243H8ZM12 243H10L11 245ZM17 244V243H16ZM22 241H21V245H22ZM37 244V242H36ZM67 244V243H66ZM66 244H63V246H66ZM212 244V245H213ZM235 244V243H234ZM233 244V245H234ZM247 244V243H246ZM9 245V248H10ZM24 245V244H23ZM28 245V244H27ZM35 245V244H33ZM61 245V244H60ZM68 245V244H67ZM87 245V244H86ZM241 245V244H240ZM238 245V246H240ZM251 245V244H250ZM258 245V244H257ZM15 246V244H14ZM19 248L21 247L20 245H18ZM17 246V249H18ZM137 246V245H136ZM231 246V245H230ZM237 246V245H236ZM245 246V245H244ZM243 246V247H244ZM260 246V245H259ZM258 246V247H259ZM1 247V246H0ZM28 247V246H27ZM31 247V246H30ZM67 247V246H66ZM228 247V246H227ZM8 248V249H9ZM65 248V247H64ZM214 248V247H213ZM245 248V247H244ZM243 248V250H244ZM250 248V247H249ZM2 249V247H1ZM7 249V250H8ZM16 249V248H13ZM128 249V248H127ZM154 249V248H153ZM206 249V248H205ZM238 249V248H237ZM240 249V248H239ZM238 249V251H239ZM242 249V248H241ZM258 249V248H257ZM263 249V248H262ZM12 250V249H10ZM30 250V249H29ZM66 250V248H65ZM231 250V249H230ZM253 250V249H252ZM2 251V250H1ZM9 251V250H8ZM7 251V254L9 253ZM17 251V250H16ZM60 251V250H59ZM81 251V250H80ZM100 251V250H99ZM228 251V250H227ZM232 251V250H231ZM245 251V250H244ZM256 251V250H255ZM259 251V250H257ZM261 251V250H260ZM264 251V250H263ZM262 251V252H263ZM3 252H6V248ZM2 254L4 255L5 253ZM13 252V251H10ZM18 252V251H17ZM22 252V251H21ZM64 252V251H63ZM234 252V251H232ZM240 252V251H239ZM247 252V251H246ZM65 253V252H64ZM81 253V252H80ZM100 253V252H99ZM149 253V252H148ZM188 252H186L187 254ZM193 253V254H194ZM210 253V252H209ZM221 253V252H220ZM237 253V252H236ZM242 253V251L240 252V254ZM252 253V252H251ZM2 256L3 258V255ZM11 254V253H10ZM14 254V253H13ZM211 254V253H210ZM209 254V255H210ZM227 254V253H226ZM225 254V255H226ZM228 254H230L228 252ZM235 254V253H234ZM233 254V255H234ZM238 254V253H237ZM236 254V255H237ZM244 254V252H243ZM257 254V253H256ZM262 254V253H261ZM86 255V254H85ZM102 255V254H101ZM142 255V254H141ZM144 255V254H143ZM183 255V254H182ZM253 255V254H252ZM9 256V255H8ZM7 255L5 257H8ZM62 256V255H61ZM119 256V255H118ZM123 256V255H122ZM168 256V255H167ZM196 256V255H195ZM206 256V255H205ZM218 256V254H217ZM11 257V256H10ZM16 257V256H15ZM59 257V256H58ZM82 257V256H81ZM103 257V256H102ZM164 257V256H163ZM182 257V256H181ZM188 257V256H187ZM209 257V256H208ZM240 257V256H237ZM251 257V256H250ZM249 256H245V258L243 259V262H241L240 264H250L252 262V260L254 258H250ZM253 257V256H252ZM260 257V256H258ZM178 258V256H177ZM218 258V257H217ZM231 258V257H230ZM263 258V257H262ZM5 259V258H4ZM3 259V260H4ZM9 258H7L8 261ZM12 259V258H11ZM10 259V260H11ZM100 259V258H99ZM164 259V258H163ZM199 259V258H198ZM202 259V258H201ZM221 259V258H220ZM233 259V256L232 258ZM240 259V258H238ZM261 259V257H260ZM0 260H2L0 258ZM125 262L127 264H138L139 262V257H138V251L136 250H132L130 252H128V256L126 255V257L124 258ZM159 261V258L157 259ZM171 260V258H170ZM173 260V259H172ZM171 260V261H172ZM178 260V259H177ZM197 260V259H195ZM209 260V259H208ZM217 260V259H216ZM226 260V259H225ZM236 260V258H235ZM255 260V259H254ZM258 260V259H256ZM6 261V260H5ZM6 261V262H7ZM142 261V260H141ZM166 261V260H165ZM191 261V260H190ZM230 261V260H229ZM234 261V260H233ZM238 261V260H237ZM9 262V261H8ZM82 262V261H81ZM161 262V261H160ZM173 262V261H172ZM193 262V261H192ZM199 262V261H198ZM218 262V261H217ZM216 262V263H217ZM261 262V261H260ZM2 264L5 262H1ZM10 263V262H9ZM182 263V261H181ZM195 263V262H194ZM235 263V262H234ZM238 263V262H237ZM149 264V263H147ZM162 264V263H161ZM172 264V263H171ZM183 264H186L185 262H183ZM218 264V263H217ZM221 264V263H220Z\"/></svg>",
  "mask_w": 264,
  "mask_h": 264
}]
</instances>
